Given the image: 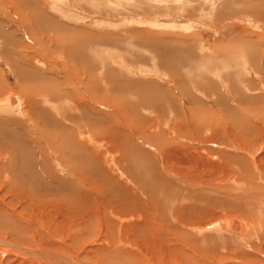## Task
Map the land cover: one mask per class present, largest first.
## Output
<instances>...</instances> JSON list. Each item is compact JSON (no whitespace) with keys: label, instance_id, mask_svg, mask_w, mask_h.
I'll return each mask as SVG.
<instances>
[{"label":"rangeland","instance_id":"rangeland-1","mask_svg":"<svg viewBox=\"0 0 264 264\" xmlns=\"http://www.w3.org/2000/svg\"><path fill=\"white\" fill-rule=\"evenodd\" d=\"M130 151L147 162L154 189ZM261 153L264 0H0V238L61 261L110 264L111 253L95 249L99 225L85 239L73 223L55 225L79 207L66 202L67 187L90 177L99 197L124 200L127 186L139 199L140 210L124 202V219L148 207L153 219L160 186L164 211L179 206L156 222L173 258L137 228L126 246L140 264H264ZM107 215L119 239L118 218ZM222 220L229 230L212 226ZM176 225L204 247L175 240ZM151 246L153 257L142 249ZM0 264L51 263L0 249Z\"/></svg>","mask_w":264,"mask_h":264},{"label":"bare ground","instance_id":"bare-ground-1","mask_svg":"<svg viewBox=\"0 0 264 264\" xmlns=\"http://www.w3.org/2000/svg\"><path fill=\"white\" fill-rule=\"evenodd\" d=\"M122 85V84H121ZM121 87V86H120ZM121 90V89H120ZM131 100V99H130ZM147 101V100H146ZM116 113V112H115ZM117 114V113H116ZM119 114V113H118ZM121 124V123H120ZM126 124H127V122H126ZM126 127V126H125ZM124 128V127H123ZM125 129V128H124ZM134 129V128H133ZM113 131V130H112ZM137 132V131H136ZM140 134V133H139ZM78 137V136H77ZM139 137V136H138ZM147 138H150V137H147ZM146 138V139H147ZM7 139V138H6ZM129 139V138H128ZM131 139V138H130ZM59 140V139H58ZM63 141V140H62ZM61 141V142H62ZM67 141V140H66ZM6 142V141H5ZM147 143V142H146ZM150 143V142H149ZM74 144V143H73ZM77 144V143H76ZM75 144V145H76ZM68 145V144H67ZM78 145H79V143H78ZM81 145V144H80ZM132 145V144H131ZM134 145H135V141H134ZM133 145V146H134ZM139 145V144H138ZM31 146V145H30ZM62 146V145H61ZM77 146V145H76ZM76 146H74V147H76ZM83 146V145H82ZM85 147V146H84ZM132 147V146H131ZM138 147V146H137ZM80 146H79V150H80ZM134 148V147H133ZM26 149V148H25ZM25 149H24V151H25ZM8 150V149H7ZM10 150H12V149H10ZM18 150V149H17ZM79 150H77V151H79ZM140 150V149H139ZM20 151V150H19ZM82 151V150H81ZM85 151V150H84ZM12 152H14L13 150H12ZM80 153V152H79ZM81 153H83V152H81ZM122 153V152H121ZM135 152H128V153H125V152H123V155L125 156V157H130L131 158V161H132V159L133 160H137L138 159V161L140 160L142 163H140L141 164V171H142V173H140L141 175H143L144 173H146L145 175H143V177L144 176H146V175H148V173H149V177L150 178H146V177H144V180H145V184L146 185H148V187L147 188H152V189H154L155 188V183H150L148 180H152V177H151V172L149 171V169L147 168V165H146V163L147 162H144L143 161V157H141V156H138L137 154H134ZM143 153V152H142ZM14 154H15V152H14ZM14 154L13 153H8V157H9V161H8V163H9V165H11V163H13L14 162V158H15V156H14ZM21 154H22V152H21ZM20 154V155H21ZM48 154V153H47ZM84 154V153H83ZM82 154V155H83ZM109 154V153H108ZM61 155V154H60ZM121 155V154H120ZM259 155V157H260V159H262L263 157H264V153L262 154H258ZM79 156V155H78ZM94 156H95V158H96V154H94ZM256 156V155H255ZM21 157V156H20ZM32 157V156H31ZM135 157L137 158V159H135ZM165 157V156H164ZM76 158V157H75ZM94 157H93V155H92V159H95ZM172 158V157H171ZM255 158V157H254ZM251 158V160L253 159V162H255V159L257 160V158ZM23 159H24V157H22L21 158V161H20V164H21V167H23V164H24V162H23ZM78 159V158H77ZM126 159H128V158H126ZM64 160V159H63ZM96 160V159H95ZM103 160V159H102ZM30 161V160H29ZM252 162V163H253ZM77 163H80L79 161L77 162ZM19 164V165H20ZM66 164V163H65ZM10 167V166H9ZM12 167V166H11ZM30 168V167H29ZM3 169V168H2ZM258 169V168H257ZM14 170H15V168H14ZM34 171V170H33ZM110 171V170H109ZM32 172V171H31ZM122 172H124V171H122ZM139 172H140V170H139ZM14 174L15 175H17L18 173H17V171L15 170V172H14ZM26 174V173H25ZM27 174H29V173H27ZM26 174V175H27ZM30 175V174H29ZM31 176V175H30ZM34 177H35V175H33ZM138 176L140 177V175L138 174ZM137 176V177H138ZM129 177V176H128ZM14 178V177H13ZM80 178V177H79ZM141 178V177H140ZM87 180V181H86ZM84 179V178H82L81 177V184H77V185H75V186H73V187H67V191H66V195H65V197H66V202L68 203V204H70L72 201L71 200H76L75 201V203L76 204H78L79 205V207L78 208H75V207H71V208H73L72 209V211H71V209L70 210H68L67 212H68V214L70 215V214H73L72 216L70 215V217H71V219H70V221L68 222H66V220L67 219H64V218H60V219H58V222H56V226H58V227H64L65 226V224H66V226H68V224L69 223H73V224H75L76 226H78L79 227V233H78V235L79 236H81V237H84L83 239H85V238H87V237H89L90 236V231H88V230H86V227L87 226H89V225H91L92 223L94 224V225H96L97 227H98V225H99V228H98V231H100L101 230V232H102V237H101V244H100V246H98V247H95V249L97 248L98 250H99V252L101 251V252H103V251H105V252H107V254H109V253H111V255H112V258H110V259H108L107 260V262L108 263H110V264H127V263H129L128 262V260L131 262L132 261V263L131 264H140V260H138L139 259V257H138V259H137V255L135 254V253H132L131 252V248L130 249H128V247L126 246V244L128 243V241H131V239L132 238H134L135 237V235H137V228L139 229V230H141L147 237H149L148 239H151V240H153V241H156L154 244H155V248H156V246H157V249H159L162 253H163V255L165 256H168V257H171V258H173V256H174V254H173V251L171 250V249H169V247H167L165 244H164V240L163 239H161L160 240V238H164L166 235H164L163 233H162V231L160 230V229H158L159 227L157 226L156 227V225H157V223L156 222H159V223H162V222H166L167 221V223H169V221H168V219H169V217L171 216V212L174 210V211H177V208L179 207H176L175 206V208H173L172 207V210L170 209L169 210V208L167 207V209H168V211L167 210H165L164 211V209H163V206H162V204H161V201L162 200H158L157 199V197H162V199H163V197H166L167 196V191H164L162 188H161V186L156 190V191H154V194L156 195V197H155V200L154 201H152V203H151V207H152V209H153V211H154V213H156L155 214V216H153V219L149 216V215H151V212H150V208L148 207L147 208V211L146 210H144L145 211V213L144 212H141V211H138L137 213H136V215L134 216V219H124L123 217L128 213L127 211H123V208H121L122 206H123V204H124V202L126 203L128 200H132L131 201V205L132 206H134L135 207V209H137V210H140V208H141V205L139 204V199H136L135 198V196L133 195V193H131L132 191L129 189V188H127V186H125V189H126V193H128V195H129V197H127V196H125V198H124V200H119L118 199V197H112L113 199H111V198H105L104 196H101V197H99V195H98V193H96V191H95V187H96V185H98V183H99V180H95V181H93V178H90V177H87V179ZM129 180V179H128ZM33 181V180H32ZM37 181V180H36ZM105 181L107 182V183H109L110 182V179L106 176L105 177ZM113 184H116L117 186L119 185H121V186H123L121 183H119V182H115V180H114V182L113 181H111ZM246 182H249L247 179H246ZM118 183V184H117ZM141 183H144L143 181H141ZM37 184V183H36ZM67 185V184H66ZM102 185H103V183H102ZM108 185V184H107ZM59 186V185H58ZM120 186V187H121ZM102 187H104V186H102ZM101 188V187H100ZM105 188V187H104ZM111 188H112V186H111ZM124 188V187H123ZM110 189V188H109ZM129 189V190H128ZM208 189V188H207ZM74 190H76V191H74ZM102 190H103V188H102ZM144 190V189H143ZM210 190V189H209ZM108 191V190H107ZM114 191H116V190H114ZM142 191V190H141ZM77 192V193H76ZM101 193V195H102V191L100 192ZM125 193V192H124ZM110 194V193H109ZM162 194V195H161ZM122 195V194H121ZM126 195V194H125ZM248 195H252V194H248ZM253 195H257V194H253ZM30 196H31V194H30ZM79 198H78V197ZM64 197V198H65ZM108 197H109V195H108ZM121 197V196H120ZM124 197V196H123ZM32 198V197H31ZM21 199V198H20ZM19 199V200H20ZM82 199H86V200H89V201H86V200H84L83 202L81 201ZM57 200V199H56ZM79 200L82 202V203H80L79 202ZM59 201V200H58ZM92 201V202H91ZM118 201V202H117ZM51 202V201H50ZM55 202V201H54ZM53 202V203H54ZM57 202V201H56ZM56 202H55V204H56ZM63 202V201H62ZM117 202V203H116ZM27 203V202H26ZM44 203V202H43ZM24 204V203H23ZM62 204V203H61ZM80 204H82V205H80ZM179 204V203H178ZM44 205V204H43ZM67 205V204H66ZM176 205H177V203H176ZM40 206V205H39ZM45 206V205H44ZM46 206H48V205H46ZM52 206V205H51ZM54 206V205H53ZM160 206H161V209H162V212H164L163 214L161 213L160 214V212H161V210H160ZM38 207V206H37ZM58 207V206H57ZM70 207V206H69ZM82 207V209H80ZM171 207V206H170ZM41 208V207H40ZM118 208H120V212L121 213H119L118 214ZM36 208H33L32 210H33V213H36V210H35ZM130 209H132V208H130ZM129 209V210H130ZM38 210H41V209H38ZM123 211V212H122ZM42 212V211H41ZM52 212V211H51ZM130 212V211H129ZM150 213V214H149ZM107 214H112V216L114 215V217H116V218H118V223L120 224L119 226V228L117 229L118 230V232L120 231V237H119V239L117 238L118 237V233L117 234H111L109 231H108V229L106 228V222H108V215ZM122 214V215H121ZM170 216H169V215ZM12 215V214H11ZM10 215V219H12V221H13V223H15V225H18V228H21V230H22V228L24 227V226H27L26 225V223L24 222V224H22L21 225V223L22 222H20V221H18L19 219V213L18 212H14V215H12L11 216ZM34 215H37V214H34ZM176 215V214H175ZM179 215V214H178ZM60 216V215H59ZM169 216V217H168ZM35 217V216H34ZM62 217V216H61ZM178 217V216H177ZM24 218V217H23ZM22 218V219H23ZM26 218V217H25ZM28 218V217H27ZM59 218V217H58ZM35 219V218H34ZM38 219V218H37ZM175 219H176V217H175ZM179 219V218H178ZM5 220H7V219H5ZM9 220V219H8ZM29 220V219H28ZM11 221V222H12ZM44 221V220H43ZM42 220H41V223L43 222ZM46 221V220H45ZM116 221V220H115ZM176 221V220H175ZM27 222V221H26ZM32 222V221H31ZM30 222V223H31ZM38 222V221H37ZM54 222V221H53ZM8 223V222H7ZM33 223V222H32ZM40 223V224H41ZM45 223V222H44ZM116 223V222H115ZM174 223V222H173ZM222 223V226H223V228L224 229H226V230H229L230 228H229V226L227 225V221H225V220H222L221 222H218V221H215V222H213V224H212V226H214V225H218V224H221ZM255 223H257L256 221H255ZM254 223V224H255ZM259 223V222H258ZM9 224V223H8ZM11 224V223H10ZM28 224V223H27ZM58 224V225H57ZM178 224H181V221L179 222L178 221ZM254 224H253V226L252 227H254ZM0 225H5V221L4 220H0ZM31 225V224H30ZM34 225V224H33ZM54 225V224H53ZM54 225V226H55ZM101 225H102V227L103 228H101ZM171 225V224H170ZM182 225V224H181ZM242 225V224H241ZM247 225H249V222H247ZM246 225V226H247ZM250 225H251V223H250ZM258 225V224H257ZM14 226V225H13ZM20 226V227H19ZM110 226V225H109ZM112 226V225H111ZM211 226V227H212ZM243 226V225H242ZM245 226V225H244ZM264 226V225H263ZM10 227L11 228H13L12 227V225H10ZM16 227V226H15ZM117 227V226H116ZM5 228V227H4ZM4 228H2V229H4ZM32 228V227H31ZM38 228H39V226H38ZM37 228V229H38ZM167 228H168V226H167ZM173 228V231L176 233L177 232V230L179 229L178 227H177V225L176 226H173L172 227ZM243 228V227H242ZM57 229H59V228H57ZM57 229H56V231H57ZM114 229V228H113ZM132 229V230H131ZM158 229V230H157ZM201 227H199L198 228V230H200L201 231ZM256 229V228H255ZM25 230V229H24ZM39 230V229H38ZM138 230V231H139ZM252 230V229H251ZM250 230V231H251ZM23 231V230H22ZM116 231V230H115ZM217 231V230H216ZM40 232H42V231H40ZM39 232V233H40ZM165 232V231H164ZM253 232H255V231H253ZM12 233V232H11ZM18 233V232H17ZM21 233V232H20ZM32 233V232H31ZM166 233V232H165ZM251 233V232H250ZM257 233V232H256ZM260 233V232H259ZM8 234V233H7ZM28 234V233H27ZM34 234V233H33ZM40 234H42V233H40ZM110 234H111V236H110ZM138 234L140 235V231L138 232ZM177 235H174L173 236V238L175 239V240H179V241H185V239H186V241L189 243V244H191L192 246H194V245H197V246H199L200 248H203L204 246L201 244V243H199V241L197 240H192L191 238H190V236H187V235H184L183 233H181V232H177L176 233ZM254 234V233H253ZM252 234V235H253ZM16 235V234H15ZM39 235V234H38ZM37 235V236H38ZM44 235V234H43ZM183 235H184V237H183ZM237 235H241L240 237H239V239L240 238H245L246 236H247V232H246V234H245V231H244V228H243V230L239 233V234H237ZM27 236V235H26ZM181 238V240L179 239V237ZM255 236H256V239H259L258 238V234L256 235L255 234ZM33 237V236H32ZM76 237V236H75ZM75 237H73V238H75ZM248 237V236H247ZM253 237V236H252ZM13 237L11 236V238L9 237V238H7V239H3V238H0V249L1 250H3L4 249V251H8V252H14V253H17L18 255H26V256H32V257H36L37 259H39L40 261H43V262H45V263H56V264H78V263H75L73 260H71V262L69 261V260H64V261H61V259H59V258H57L56 257V255H54V254H47V253H41L40 251H37V250H28V249H26V247L25 248H22V247H20L19 246V244H15V243H13L14 242V240L12 239ZM57 238V237H56ZM15 239V238H14ZM18 239V238H17ZM19 239H20V237H19ZM18 239V240H19ZM23 240H24V237L22 238ZM22 239H20V241L22 240ZM34 239V238H33ZM38 239V238H37ZM194 239H199V238H194ZM202 239H204V237L202 238ZM13 240V241H12ZM17 240V241H18ZM31 240V239H30ZM39 240V239H38ZM47 241H49L48 239H46ZM134 240V239H133ZM235 240V239H234ZM241 240V239H240ZM17 241H15V242H17ZM44 241V240H43ZM25 242V241H24ZM36 242H38V241H36ZM138 242H139V240H138ZM141 242V241H140ZM21 243V242H20ZM40 243H41V241H40ZM50 243V242H49ZM51 243H53V241L51 242ZM125 243V244H124ZM260 243V242H259ZM22 244V243H21ZM38 244V243H37ZM154 244H151V245H154ZM42 245V244H41ZM48 245V244H47ZM54 245V244H53ZM253 245V244H252ZM261 245V244H260ZM49 246V245H48ZM135 246V245H134ZM140 246V245H139ZM142 246V245H141ZM150 246V245H149ZM47 247V246H46ZM217 247V246H216ZM55 248V247H54ZM137 248V247H136ZM135 248V249H136ZM154 248V246H151V247H147V248H144V247H142V249L143 250H146L147 252H148V255L150 256V257H153L151 254H149V253H151L152 252V249ZM141 250V249H140ZM151 250V251H150ZM137 251V250H136ZM155 252V251H154ZM90 253V252H89ZM92 253V252H91ZM177 253V252H176ZM179 253V252H178ZM183 253H185V252H183ZM183 253H182V255H183ZM106 254V255H107ZM142 254V253H141ZM139 255V254H138ZM172 255V256H171ZM178 255V254H177ZM179 256H181V253H179V255H178V257ZM184 256V255H183ZM93 257V256H92ZM97 257H98V255H97ZM185 257V256H184ZM95 258V257H94ZM101 258V257H100ZM105 258H109L108 256H105ZM104 258V259H105ZM126 258H127V260H126ZM149 258V257H148ZM166 258V257H165ZM176 258V257H175ZM180 258V257H179ZM186 258V257H185ZM135 259H137V260H135ZM164 259V258H163ZM167 259V258H166ZM93 260V259H92ZM155 260V259H154ZM153 260V261H154ZM180 260V259H179ZM76 262H77V260H75ZM98 261V260H97ZM102 261V260H101ZM158 261V260H157ZM165 261V260H164ZM80 262V261H79ZM120 262V263H119ZM181 262H182V260H181ZM187 262V261H186ZM102 263V262H101ZM144 263V262H143ZM180 263V262H179ZM157 264V263H156ZM178 264V263H177Z\"/></svg>","mask_w":264,"mask_h":264}]
</instances>
